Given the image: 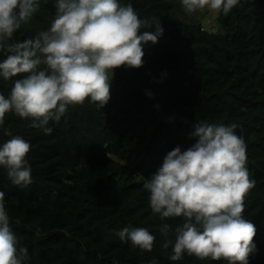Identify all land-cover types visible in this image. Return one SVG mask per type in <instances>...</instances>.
Masks as SVG:
<instances>
[{
	"label": "trees",
	"instance_id": "trees-1",
	"mask_svg": "<svg viewBox=\"0 0 264 264\" xmlns=\"http://www.w3.org/2000/svg\"><path fill=\"white\" fill-rule=\"evenodd\" d=\"M118 2L131 3L141 19L159 20L163 33L142 43V67L113 70L107 104L100 109L88 98L69 105L59 122L49 121L51 134L14 112L0 125V147L13 136L31 145V184H12L0 165L10 228L18 251L27 249L24 264H228L187 253L170 260L184 218L153 213L143 187L170 151L196 143L198 122L234 123L245 140L255 186L243 216L256 228L247 264H264V0H240L213 18L215 28L203 22L202 9L188 12L182 0ZM33 3L37 11L13 41L50 27L59 0ZM145 32L156 34V25L138 34ZM22 75H0V94L7 98ZM125 227L147 229L155 237L152 250L122 242L116 233Z\"/></svg>",
	"mask_w": 264,
	"mask_h": 264
},
{
	"label": "clouds",
	"instance_id": "clouds-1",
	"mask_svg": "<svg viewBox=\"0 0 264 264\" xmlns=\"http://www.w3.org/2000/svg\"><path fill=\"white\" fill-rule=\"evenodd\" d=\"M240 0H182L188 12L204 9L227 15ZM37 11L33 0H0V75L21 74L6 98L0 94V125L14 112L32 118L31 125L51 134L50 120L59 122L69 105L90 98L102 109L110 99L113 70L143 65L142 43L157 42L163 33L159 20L141 19L131 3L118 0H59L50 27L22 42L13 35ZM156 25V34L141 27ZM151 95V93H149ZM236 124L198 122L191 134L196 143L185 151L176 147L143 187L149 205L161 218L183 217L175 229L172 261L184 253L200 260L247 264L254 251L255 225L243 216L245 197L255 186L246 167V143ZM6 135H11L6 133ZM31 145L13 136L0 147V165L12 184H31L26 156ZM0 191V264H24L27 249H17ZM169 225H163L167 232ZM122 242L151 251L155 237L145 228L125 227L116 233ZM171 241L163 247L167 249ZM151 264H157L155 260Z\"/></svg>",
	"mask_w": 264,
	"mask_h": 264
},
{
	"label": "rangeland",
	"instance_id": "rangeland-1",
	"mask_svg": "<svg viewBox=\"0 0 264 264\" xmlns=\"http://www.w3.org/2000/svg\"><path fill=\"white\" fill-rule=\"evenodd\" d=\"M202 20H203V22H207L208 24V26L210 25V27H212V21H213V18L214 17H216L217 16V13L215 12V11H212V10H209L207 7H205L204 9H202ZM217 25V24H216ZM216 26H215V24L213 25V27L212 28H215ZM110 82H111V80H110Z\"/></svg>",
	"mask_w": 264,
	"mask_h": 264
}]
</instances>
